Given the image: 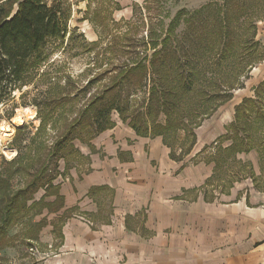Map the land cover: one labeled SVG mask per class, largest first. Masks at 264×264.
Returning <instances> with one entry per match:
<instances>
[{"label":"trees","instance_id":"1","mask_svg":"<svg viewBox=\"0 0 264 264\" xmlns=\"http://www.w3.org/2000/svg\"><path fill=\"white\" fill-rule=\"evenodd\" d=\"M150 1L155 0H144L146 7ZM137 4L133 8H139ZM70 17L66 0L0 1V104L14 106L17 91L24 97L27 94L24 87L46 83L45 89L37 90L31 100H22L37 108L39 124L27 136L28 142H22V151L15 146L17 155L8 161L9 171H0V250L10 245L7 228L22 216L39 215L44 208L55 212L63 207L61 182L57 178L68 175L69 169L74 167L72 162L79 165L87 159L75 141L92 147L91 140L98 133L115 125L111 119L113 112L139 136L162 135L163 144L169 148V158L180 161L195 143L194 128L229 101L233 89L244 87L251 68L264 59V42L256 37L257 23L264 19V0H210L193 9H177L168 22H164L168 16L157 15L156 28H148L147 40L143 37L139 40L141 50H129L132 43L125 33V46L119 50L120 56L125 57L122 68L112 73L106 69L104 72L109 74L106 83L94 88V92L90 89L102 76L89 78L74 93V76L66 74L61 85V77L42 69L50 64V52L64 42L67 33L68 37L71 35L67 30ZM141 23H144L142 19ZM95 43L88 44L95 46ZM263 86L264 81L257 88ZM256 94L255 98H244L235 105L234 120L225 127L224 135L231 143L220 146L204 161L213 162L212 171L200 190L206 202L217 199L208 186L216 188V180H225L221 177L222 168L236 153L256 148L264 164V104L258 106L257 90ZM139 96L142 97L137 102ZM253 110L259 112L261 119L249 130L244 119ZM25 128L23 124L15 129L13 143L23 140L21 135ZM47 128L52 136H40ZM179 130L184 132L185 144L181 143V150L176 153L174 142ZM60 161L64 166L62 170ZM14 175H18L22 183L15 189L10 182ZM245 175L247 178L256 176L252 169ZM233 182L229 180L228 185H223L220 194H229L227 189ZM40 189L44 192L35 199L33 196ZM100 192L111 195L101 221L94 213L80 211L77 204L62 211L59 224L52 226V233L61 244L62 225L72 216L91 219L94 229L97 228L94 220L98 224L110 222L114 190L100 184L91 186L85 195L98 205L101 213L102 203L96 196ZM191 192L197 195V189ZM49 196L54 199L46 200ZM239 196L241 193L236 199ZM131 217H125L127 228L132 227ZM45 222L41 218L32 225L39 231ZM27 239L32 238L27 236ZM0 264L5 262L0 259Z\"/></svg>","mask_w":264,"mask_h":264},{"label":"crops","instance_id":"2","mask_svg":"<svg viewBox=\"0 0 264 264\" xmlns=\"http://www.w3.org/2000/svg\"><path fill=\"white\" fill-rule=\"evenodd\" d=\"M116 1L124 8L140 2ZM93 145L104 156L80 149L91 153L92 169L80 178L71 170V181L61 184L60 193L64 208L77 204L80 211L96 212L87 190L110 186V222L94 229L87 219L72 216L62 225L57 254L39 264H264V200L251 202L246 191L236 199L238 187L230 188L226 199L206 202L202 193L194 196L191 189L206 180L211 167L184 166L173 175L153 172L149 162L164 161L168 149L160 138L137 137L119 122L99 133ZM126 216H132L131 228Z\"/></svg>","mask_w":264,"mask_h":264},{"label":"rangeland","instance_id":"3","mask_svg":"<svg viewBox=\"0 0 264 264\" xmlns=\"http://www.w3.org/2000/svg\"><path fill=\"white\" fill-rule=\"evenodd\" d=\"M51 1L52 0H49V2ZM208 1L210 0H155L154 2L150 1L148 3L149 7H146L144 0H140L137 4L139 8H133L135 3L124 8L116 0H66L71 15L67 22V30H69V33L71 32V35L68 37L67 33L64 42L50 52V64L43 66L42 69L43 71H53V73H56L57 76L61 77V85H63V78L66 74L74 76L75 82L72 83L74 93L77 92L80 87L85 85V82L89 78H98L102 76L90 89V92H94V88L97 86L101 87L106 83V80L109 77V74L104 72L106 69L112 73V71H117L122 68L125 57L120 56L119 50L123 45L125 46V33L130 37L129 40L132 43V45L129 46V50H141L142 48L139 40L142 37L147 40V36L149 35L148 30L156 28L155 23L157 22V19H159L157 15L168 16L167 19H164V22H168L177 9H193ZM141 19L144 22L143 24L141 23ZM257 28L258 33L256 37L261 42H264V23L259 21L257 23ZM95 41V46L88 44L89 42ZM52 59L53 62H51ZM263 81L264 59L251 68L248 78L243 82L244 87L233 89L231 92L232 97L229 101L221 104L216 111L208 117H205L201 124L194 128L195 143L193 144L190 153L180 161H173L169 158V148L163 144L162 135L154 137L139 136L129 125H127V123H123L122 120L119 119L116 112L112 113L111 119L114 120L115 124L116 122H119L127 127V129L129 127L137 137L161 139L162 145L168 149V154L166 156L167 160L164 159V161L161 162L162 164H157L153 160L149 162L148 159H146V162L151 164L153 172L171 171V174L173 175V173L181 172V168L184 166L194 167L200 164L211 167L212 171L213 162L204 161L214 155L220 146L226 147V145L231 143V140L224 138V135L226 133L225 127L234 120L235 105L240 103L244 98H255L257 96V94L255 95V92L257 90L258 106L263 107L264 86L257 88L259 83ZM45 87V81L39 82L36 87H24L23 90L27 89V94L22 97L20 96V92L17 91L15 93L14 106L10 103L7 105L0 104V122L4 121L8 123L12 129L7 136L1 137L0 171H9L10 165L7 163L17 155V149L15 146L21 148L22 151L24 141L28 142L27 136L29 137L39 124L37 108L29 103H23L22 100H31V98L36 95L37 90L45 89ZM86 96L87 94L85 97ZM141 97H137L136 101L139 102ZM24 107H30L33 115L29 117L24 113L22 114L21 120H17L19 112H21ZM159 118L162 121L164 120L162 115H160ZM260 119L261 115L259 112L253 110L249 117L244 119V122H246L245 127L249 124L247 128L250 130V126L256 124ZM23 124L26 125L25 131L23 132V135H21L23 140H18L16 143H13L12 137L15 129L22 127ZM50 135L52 136V131L47 128L46 133H41L40 136L46 138L50 137ZM177 135L178 139L174 142V148L176 153H179L181 150L180 145L181 143H184V132L179 130ZM255 137L256 136H254V141L257 142ZM94 139L91 140L92 147L86 142L81 143L78 140L75 141V145L79 151H81L80 149L87 147L91 150V153H100V156H104L101 147H99V149L94 147ZM215 141L219 145H214V143L216 144ZM144 149L147 152V148L145 147ZM8 151H11L10 155H7ZM258 151L259 150L256 148H252L246 153L238 152L235 154L233 160L222 168L223 173L221 174V177L225 180L221 182L216 180L217 182H215V185H218L216 188L208 186V188L212 189V192H214L217 200L220 197L221 199H226L223 197L225 194H220V192L224 188L223 185H228L229 180H234L232 187L239 188L238 194L245 193L246 191L247 195L248 191V196H250L251 202L264 200V173L262 172L264 171V164L260 159L261 156ZM81 153L86 155L87 159L82 161L83 163L79 165H76L75 161L72 162L74 167L69 169L68 175L63 179L61 177L57 178L61 184L66 179L71 181V170H75L79 178L81 175L91 171V153L85 154L83 151H81ZM120 154L121 160H125L126 158L123 156L122 152H120ZM147 157L148 156H146V158ZM59 168L60 170L64 168L62 161H60ZM249 168L252 169L256 175L255 177L247 178L248 175L246 176L245 174H248V171L250 170ZM10 182L12 183L13 189L22 184L18 175H14ZM203 183L194 187L197 189V194L201 193L200 190L202 189L201 185ZM227 190H229V188ZM43 192L44 190L40 189L33 197L39 199ZM192 193L194 194L195 192ZM96 196L98 201L102 203L101 213H99L98 205L96 203V212L91 213L96 214L101 221V216L107 212V200L111 195L108 192H100L99 195L97 194ZM53 199L54 197L51 196L46 198V200ZM64 209H66L64 208V205L55 212H47L44 208L39 215H31V213H27L22 216L21 219L11 224L7 228L10 237V245L0 250V259H2L5 264H39L43 260H48L53 255L57 254L61 242L57 237L55 238L54 233H52V226L59 224L60 220L58 217L62 214ZM41 218H44L46 224L41 226L39 231H36V226L32 224H36ZM83 218L88 220L87 217L83 216ZM94 221L97 228L100 227L98 224L99 222L97 220ZM90 222L93 223L91 219ZM47 230H49V232L51 231V234L49 235L48 232L47 236H42ZM27 236H30L32 239H27ZM31 247L33 248L32 251L30 250Z\"/></svg>","mask_w":264,"mask_h":264},{"label":"bare ground","instance_id":"4","mask_svg":"<svg viewBox=\"0 0 264 264\" xmlns=\"http://www.w3.org/2000/svg\"><path fill=\"white\" fill-rule=\"evenodd\" d=\"M27 114L29 117L33 115V112L31 111L30 107H24L21 112H19L17 120H21L22 114ZM12 131L11 127L8 123L1 121L0 122V141L2 136H7L8 133ZM11 151L7 153V155H10ZM13 154V153H12Z\"/></svg>","mask_w":264,"mask_h":264},{"label":"built area","instance_id":"5","mask_svg":"<svg viewBox=\"0 0 264 264\" xmlns=\"http://www.w3.org/2000/svg\"><path fill=\"white\" fill-rule=\"evenodd\" d=\"M30 250L32 251V250H33V248L31 247V248H30Z\"/></svg>","mask_w":264,"mask_h":264}]
</instances>
